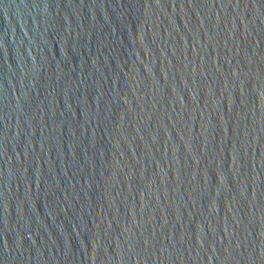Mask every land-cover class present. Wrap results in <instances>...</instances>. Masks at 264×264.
<instances>
[{"label":"water","instance_id":"1","mask_svg":"<svg viewBox=\"0 0 264 264\" xmlns=\"http://www.w3.org/2000/svg\"><path fill=\"white\" fill-rule=\"evenodd\" d=\"M0 264H264V0H0Z\"/></svg>","mask_w":264,"mask_h":264}]
</instances>
